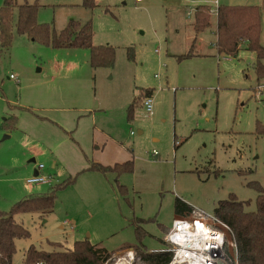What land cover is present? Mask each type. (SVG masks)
Segmentation results:
<instances>
[{
	"label": "rangeland",
	"instance_id": "374dc122",
	"mask_svg": "<svg viewBox=\"0 0 264 264\" xmlns=\"http://www.w3.org/2000/svg\"><path fill=\"white\" fill-rule=\"evenodd\" d=\"M11 1L36 4L37 23L55 34L70 21L91 22L92 45L115 52L112 67L93 69L86 49L55 50L18 35L14 10L11 46L0 55V212L75 181L56 194L51 214L14 216L29 238L15 241L12 264H24L30 246L64 251L85 239L112 255L110 264L132 247L163 250L176 199L213 214L234 195L256 211L255 187L264 192V135L256 132L264 128V78L258 82L246 44L235 57L218 54L211 12L210 26L195 33L197 5L214 0H96L93 10L82 0ZM218 5L262 8L264 0ZM193 39L206 57L177 61ZM140 89L153 90L152 115L139 103L129 120ZM130 160L132 173L118 177L86 171ZM39 165L51 183L26 184Z\"/></svg>",
	"mask_w": 264,
	"mask_h": 264
},
{
	"label": "trees",
	"instance_id": "16d2710c",
	"mask_svg": "<svg viewBox=\"0 0 264 264\" xmlns=\"http://www.w3.org/2000/svg\"><path fill=\"white\" fill-rule=\"evenodd\" d=\"M85 9L93 10L96 0H82ZM17 10V20L14 24L16 33L25 36L31 42H38L45 47L55 50L86 49L89 51V63L93 69L112 67L115 52L111 47H95L92 45L91 22L80 24L70 21L68 25L55 34L50 25L37 23L38 6L36 4H24L16 6L11 0H5L0 8V55L9 52L12 42V29L14 23V10ZM210 5H199L195 10V33L210 26ZM264 5L259 7H229L219 6L216 14V48L219 55L235 57L241 44H246L248 51L256 56L255 72L258 82L264 78V48L260 44L261 13ZM196 39H193L188 51L182 56H175L177 61H184L199 57L196 50ZM132 49L127 50V58L133 60ZM152 89H140V95L134 99L128 108V119H132L134 108L142 104L144 100L152 98ZM15 119L11 118L10 124ZM9 124V125H10ZM256 132L264 135V128L257 127ZM103 176L114 174L117 177L122 174L132 173V161H126L113 166H103L99 163L90 164L86 170ZM85 172V171H82ZM75 178H69L63 183L52 187L47 195L33 196L23 199L10 208L8 212H0V264H12L16 252L15 241L29 238V233L15 222L14 216L21 214L40 213L42 216L53 212L56 194L72 185ZM117 183V182H116ZM256 211H246L248 203L240 202L236 196L230 195L225 201H220L214 207L213 214L227 224L234 235L238 249L239 264H264V192L256 186ZM119 190L127 194L124 186L119 185ZM175 216L181 217L191 213L192 208L176 199ZM168 231V229H167ZM166 231V232H167ZM136 235L144 233L139 227L135 230ZM55 248L59 244L52 245ZM135 253L136 260L142 264H168L172 254L169 252H149L143 247L129 248ZM110 255L99 244L93 245L87 239L76 241L71 249L64 251L44 252L34 246L25 251L24 264H110Z\"/></svg>",
	"mask_w": 264,
	"mask_h": 264
},
{
	"label": "built area",
	"instance_id": "2783aa9c",
	"mask_svg": "<svg viewBox=\"0 0 264 264\" xmlns=\"http://www.w3.org/2000/svg\"><path fill=\"white\" fill-rule=\"evenodd\" d=\"M137 2L139 0H136ZM211 13L216 16L218 0H214ZM17 82V79L10 76ZM148 116L152 115V98L143 102ZM42 165L36 168L37 175L26 181L28 185H44L50 180L40 175ZM165 249L158 252L172 254L168 264H239L238 249L231 228L214 214H206L192 208L190 214L174 215L171 228L164 237ZM138 260L129 251L118 264H135Z\"/></svg>",
	"mask_w": 264,
	"mask_h": 264
},
{
	"label": "crops",
	"instance_id": "0c3cea01",
	"mask_svg": "<svg viewBox=\"0 0 264 264\" xmlns=\"http://www.w3.org/2000/svg\"><path fill=\"white\" fill-rule=\"evenodd\" d=\"M139 2V1H138ZM197 6H199V5H197ZM196 10V9H195ZM216 18V17H215ZM206 56L205 55H200L199 54V57H195V58H205ZM43 169H44V167H43ZM42 169V170H43ZM37 175V171L35 172V174H34V176H36ZM40 175H41V172H40ZM43 176V175H42ZM44 177H46V178H48L49 180H50V182L49 183H47V184H50L51 183V181H52V177L51 176H44Z\"/></svg>",
	"mask_w": 264,
	"mask_h": 264
},
{
	"label": "water",
	"instance_id": "95a60500",
	"mask_svg": "<svg viewBox=\"0 0 264 264\" xmlns=\"http://www.w3.org/2000/svg\"><path fill=\"white\" fill-rule=\"evenodd\" d=\"M4 139H7L6 137Z\"/></svg>",
	"mask_w": 264,
	"mask_h": 264
},
{
	"label": "bare ground",
	"instance_id": "6f19581e",
	"mask_svg": "<svg viewBox=\"0 0 264 264\" xmlns=\"http://www.w3.org/2000/svg\"><path fill=\"white\" fill-rule=\"evenodd\" d=\"M124 264H126V263H124Z\"/></svg>",
	"mask_w": 264,
	"mask_h": 264
}]
</instances>
